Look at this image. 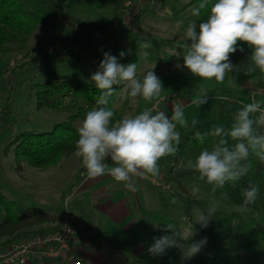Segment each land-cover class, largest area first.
<instances>
[{
    "label": "rangeland",
    "instance_id": "374dc122",
    "mask_svg": "<svg viewBox=\"0 0 264 264\" xmlns=\"http://www.w3.org/2000/svg\"><path fill=\"white\" fill-rule=\"evenodd\" d=\"M20 1L29 10L46 19V23L38 25L27 36L23 44L18 40L8 41L6 45L8 49L0 53V191L7 196V199L17 203L19 208L41 207L53 216L57 215L59 209L62 212L64 208H67L72 216L76 243L81 244L78 235L80 233L81 237L82 228L91 229L93 225H97L94 216L86 222L87 218L84 221L78 220L76 215L79 207L72 193L80 183V181L77 182L78 178L81 179L87 174L83 172L79 177L83 167L81 159L75 156L74 151L71 155L61 158L57 163L46 168H34L23 163L21 170L17 171L14 163V145L11 141L22 131H49L54 124L66 121L71 114L77 112L78 108L74 106V103L78 107L91 105L94 108L97 107V100L91 103L70 93L65 98L67 106L61 110L38 108L35 99V84L47 79L63 80L69 77L95 86L90 77L103 59V53L110 52L119 56L121 51H125L128 54L120 62L137 63V76L140 79L147 71L154 69L163 82L164 90L159 97L146 102L142 97H127L124 85L121 84L122 87L113 104L118 113L117 120L126 115H136L146 109L153 112L164 111L171 116L172 109L181 106L188 124L187 127L178 125L177 131L203 130L204 133H209L216 126H223L227 131L234 121L232 115H222L218 111V103L224 98L223 92H220L221 89L231 88L239 91L238 99L244 97V100H247L249 94L247 89L253 82L241 79L238 69L227 73L223 82H217L215 79L202 80L193 76L186 68L176 66L183 63L182 56L188 48V42L185 41L183 35L184 29L190 22L197 24L202 22L199 17L191 14L193 6L189 4V0H127L125 7H121L119 11L114 9L112 0ZM142 7H147L148 13L141 19H136L135 14ZM181 21H183L182 24L179 23ZM128 27L134 29L139 37L143 38L142 45H150L148 49L154 50L153 54L150 51L152 55L149 54L145 59L143 47H135L128 39L121 38L119 30ZM69 37L78 39V45L75 48L79 50V53L76 56L63 54L46 57L43 53L36 55L32 51L47 40L54 38L63 40ZM190 87H203L207 90L219 89V92L206 97L193 93L163 101L167 95ZM202 99L205 100L203 104L197 103ZM83 118L75 119L73 126L78 129ZM193 120L196 121L195 125L192 124ZM218 139L212 137L214 143ZM232 143L234 142L229 138V144ZM202 150L189 147L186 156L181 158L176 172L189 168L187 161H194ZM171 156L163 157L158 162L159 174L157 176L149 175L144 179L135 178L133 190L126 187L123 182L116 181L110 171L103 176L91 178L99 179V183L89 186V192L92 193L95 187L106 183L110 184L107 187L109 194H112L113 190H115L114 193H119L118 196L116 195L117 200L118 197L124 195L127 201H134L133 217L136 222L134 223L135 228L131 231H126L122 227L127 221L122 222L121 225H110V223L105 226L113 233V245L109 246L105 238L100 239L99 248L101 249L98 253L94 250L95 263L92 261V264H185L189 262H182L181 250L178 248L169 249L165 255L160 257H154L148 252L153 237L165 234L164 229L167 222L174 224L181 236L191 228L183 214L182 208L185 201L175 196L171 187L163 183L164 181L157 185L160 178L171 168ZM107 163L109 170L115 166L111 161ZM183 182L192 193L191 195L205 200L209 205L215 203L219 210L242 209L228 205L223 196L216 194L212 185L198 176H185ZM254 185L258 188L256 201L259 211L264 216V182L254 181ZM194 186L199 188L198 192L192 191ZM88 190L84 192L86 199ZM135 191H138L137 194H133ZM105 193L107 192L103 194ZM181 193L188 196L187 192ZM84 204L87 205V201H84ZM137 207L140 212L144 211L143 216L135 212ZM197 209L199 207L193 206L191 214L194 219ZM88 215L86 213V216ZM159 216L160 218L157 219ZM130 218L133 219L132 216ZM130 218H128L129 221ZM52 225L44 223L41 227L48 228ZM89 237L94 238L91 235ZM192 239L198 241L201 236L195 235ZM211 240L216 243L219 250H229L235 246V243L217 234L211 237ZM191 242L192 240L183 243ZM134 245H139V247ZM212 246H204L201 252L192 259L214 254ZM233 264H264V242L255 252L246 250L239 252Z\"/></svg>",
    "mask_w": 264,
    "mask_h": 264
},
{
    "label": "clouds",
    "instance_id": "9594fccd",
    "mask_svg": "<svg viewBox=\"0 0 264 264\" xmlns=\"http://www.w3.org/2000/svg\"><path fill=\"white\" fill-rule=\"evenodd\" d=\"M205 9L208 10L207 19L199 24L190 22L184 29L188 48L182 56L183 63L176 66L186 68L202 80L223 82L226 74L236 68L230 56L238 51L244 52L240 42H245L251 49L249 57L254 65L250 71L258 68L264 72V0H198L191 14L200 17ZM141 47L147 49L150 45ZM127 54L121 51L116 56L104 52L97 70L91 74V81L101 94L97 107L86 113L77 129L74 154L81 159L90 178L110 171L116 181L133 190L134 178L144 179L159 174L161 158L176 152L180 140L177 126L187 127L188 121L183 108L176 106L171 116L164 111L146 109L113 122L115 112L109 104L116 92L115 86L123 84L127 97H142L146 102L159 97L164 90L163 82L154 69L140 79L137 63H121ZM148 55L147 51L143 53L145 59ZM207 95L205 90H201V96ZM204 102V99L197 101L200 104ZM192 124L195 125L196 121L193 120ZM207 136L219 139L204 148L194 161L188 160L187 167L197 171L200 179L212 185L214 190L240 181L250 171V157L264 161V104L253 100L235 114L229 130L216 126L209 133L196 132L194 139L204 144ZM229 138L234 143L229 144ZM108 161L115 165L110 170ZM192 191L198 192L199 188L194 186ZM257 196L255 185L243 189L242 208L254 204ZM216 212L215 203L206 209H197L190 230L183 236L174 224L166 223L165 234L153 237L149 254L160 257L169 249L178 248L182 262L190 261L207 244L206 237L198 241L192 239L197 234L194 224L206 229ZM189 240L192 242L183 243Z\"/></svg>",
    "mask_w": 264,
    "mask_h": 264
},
{
    "label": "trees",
    "instance_id": "16d2710c",
    "mask_svg": "<svg viewBox=\"0 0 264 264\" xmlns=\"http://www.w3.org/2000/svg\"><path fill=\"white\" fill-rule=\"evenodd\" d=\"M126 1L112 0L114 9L119 11L121 7H125ZM189 4L195 7L198 4V0H189ZM207 12V9L202 10L199 17L202 21L207 19ZM147 13V7H142L135 14V18L141 19ZM45 23L46 19L29 10L20 0H0V53L8 49L6 46L8 41L18 40L23 44L27 36L38 25ZM119 33L121 38L128 39L135 47L142 46L143 38H140L134 29L129 27L122 28ZM240 44L244 48V52L238 51L230 56V60L236 65L235 69L239 70L241 79L249 80L253 84L264 87V72H261L258 68L250 71V69L254 68L249 57L251 49L248 48L245 42H240ZM76 45H78V39L75 37L63 38V40L54 38L43 42L32 51L36 55L43 53L46 57L63 54L76 56L79 53V50L75 48ZM146 50L149 54L150 51L153 54V49L147 48ZM121 87L122 85L115 86L116 92L110 98L109 107L115 112L113 122L118 119V113L114 109L113 104ZM35 88L37 107L53 108V110L65 108L67 106L65 98L70 93L91 103L97 100L101 94V91L93 84L69 77L63 80L47 79L35 84ZM201 90H205L208 93L207 96H213L219 92V89L207 90L203 87H190L167 95L163 98V101L193 93L201 94ZM220 92H223L224 98L218 103L219 113L232 115L234 118L235 114L244 106L238 103L239 91L231 88H222ZM74 106L78 108L77 112L71 114L66 121L54 124L49 131H22L15 135L16 137L11 141V144L14 145V163L17 171L21 170L23 163L34 168H46L75 151L78 132L77 128L73 126V121L79 117H85L86 113L92 110L93 107L91 105L78 107L76 103H74ZM179 132L180 140L176 145V152L171 156V168L165 178V183L171 187L173 193L176 194L175 196L185 201L182 208L183 214L191 226L192 222H194L191 214L193 206L203 210L209 204L205 200L197 199L191 195L192 193L183 182L184 177L188 175L199 177L198 172L191 168L177 172L176 169L180 165L181 158L186 156L185 154L189 147L204 149L214 144V141L211 136L206 137L204 144L196 141L194 139L195 133H204L203 130H181ZM250 164V171L240 181L226 184L222 189H215L216 194L223 196L228 205L231 204L242 208V190L249 185H254V181L264 182V161L252 156L250 157ZM83 172H87L84 166L81 168L79 177H81ZM180 190L181 192H187L188 196H184ZM54 220V216L41 207L26 206L19 208L17 203L15 204V202L7 199V196L0 191V248L6 247L21 235L28 233L37 234L45 231L41 224L52 223ZM194 231L201 238L206 237L207 244L205 246L208 247L213 244L212 247L215 252L211 255L196 257L185 264H233L239 252L242 250L255 252L264 242V216L259 211L257 201L246 209L229 211L217 209L215 218L206 229H201L199 224H194ZM216 234L227 238L231 243H235V246L229 250H219L216 243L211 240V237L216 236ZM37 264L48 263L41 262Z\"/></svg>",
    "mask_w": 264,
    "mask_h": 264
},
{
    "label": "crops",
    "instance_id": "0c3cea01",
    "mask_svg": "<svg viewBox=\"0 0 264 264\" xmlns=\"http://www.w3.org/2000/svg\"><path fill=\"white\" fill-rule=\"evenodd\" d=\"M167 174L162 176L163 179L160 178V180L158 182L156 181L157 185H159V183L160 182L162 183L163 181H164L163 183H165V178H166ZM78 181H80V183L78 184L77 189L75 191H73V193H72L73 198L77 199L75 202L78 204V207H79V210L76 213L77 219L78 220L81 219L84 221L87 218L86 219V222H87V220H90V217L94 216L97 220V225H93L91 229H89V227H87V229L82 228L81 237H80V233L78 235V240L81 242V244L79 243L80 245L78 243H76V240H75L76 237L74 236V231H73L72 243L76 244V246L78 248V254L81 257V259L83 260L84 264H92V261L94 262V260H93L94 252L96 251V253H98V251H100V249H101V248H99V245L101 244L100 239L105 238V240L109 246L112 247V245H113L112 244L113 243V233L111 232L110 229L105 228V226H108L110 223H111L110 225H112V224L113 225H115V224L121 225L122 222L127 221V223L123 224V226H122L124 230L131 231V230H133V228H135L134 223H136V222H134L135 219L133 217L134 201H127V198H125L124 195L118 197V200H117L116 195L118 196L119 193L118 192L114 193L115 190H113L114 194L113 193L109 194L108 193L109 190L107 187L110 184H106V183H104L102 186H98L97 188L95 187L93 189L94 191L92 190V193L89 192V190H88L90 188L89 186H91L95 183H99V179H91L88 176V174H85L84 176H82L81 179L77 180V182ZM102 181H103V178H102ZM85 190L86 191L88 190L87 199L85 197L86 195H84V194H86V193H84ZM104 192H107V193L103 194ZM137 192L138 191H135V192H133V194H135V193L137 194ZM91 196H92V198H91ZM84 201H87V205L84 204ZM68 206H69V204H68ZM86 206H88V207H86ZM85 211H86V213L89 214L88 216H86V213H84ZM68 212H70V211L68 210ZM135 212H137L138 214H141L142 216L144 214V211H143V213L140 212L139 207H137L135 209ZM60 213H61V211L59 209L57 211V215L54 216L55 220L51 223V225L60 220V216H61ZM146 213H147V211H146ZM130 216H132L133 219H131ZM70 217H71V224L73 226L71 214H70ZM128 218H130V221ZM145 221H147V220H145ZM52 226L45 228L44 230L45 231L50 230V229H52ZM93 232H95V234H93ZM89 235L94 236V238H90ZM81 238H82V240H81ZM130 238H132V237L130 236ZM95 243H96V245H95ZM88 246L90 248H88ZM97 246H98V248H96ZM134 246L139 247V245H134ZM91 251L93 252V254Z\"/></svg>",
    "mask_w": 264,
    "mask_h": 264
},
{
    "label": "built area",
    "instance_id": "2783aa9c",
    "mask_svg": "<svg viewBox=\"0 0 264 264\" xmlns=\"http://www.w3.org/2000/svg\"><path fill=\"white\" fill-rule=\"evenodd\" d=\"M247 100L238 99L245 105L258 100L264 104V87L252 84L248 87ZM249 100H251L249 102ZM67 201V200H66ZM65 201V203H66ZM60 220L52 229L37 234H25L17 237L4 248H0V264H84L78 254L76 244L72 243L73 227L70 213L64 208Z\"/></svg>",
    "mask_w": 264,
    "mask_h": 264
}]
</instances>
